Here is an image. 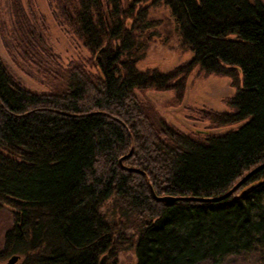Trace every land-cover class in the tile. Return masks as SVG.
Returning a JSON list of instances; mask_svg holds the SVG:
<instances>
[{"label":"trees","instance_id":"obj_1","mask_svg":"<svg viewBox=\"0 0 264 264\" xmlns=\"http://www.w3.org/2000/svg\"><path fill=\"white\" fill-rule=\"evenodd\" d=\"M53 1L90 56L49 70L64 86L44 92L0 56V207L15 221L0 263L122 264L131 251L129 264H221L264 251V0ZM159 5L192 53L167 72L138 67ZM22 6L12 0L6 50L46 71L52 53ZM196 69L230 79L235 93L230 111L191 113L212 129L238 128L185 133L141 100L174 92L182 105Z\"/></svg>","mask_w":264,"mask_h":264},{"label":"rangeland","instance_id":"obj_2","mask_svg":"<svg viewBox=\"0 0 264 264\" xmlns=\"http://www.w3.org/2000/svg\"><path fill=\"white\" fill-rule=\"evenodd\" d=\"M20 1L32 27L44 37L45 44L52 53L47 54L44 56L46 59H43L46 62L43 65L47 70L40 72L34 64L22 59L18 51L6 50V42L9 45L13 43L15 29L12 0H0V56L8 71L28 89L44 92L56 87L62 88L64 80L60 78L54 80L51 76L52 70H58V67L67 68L70 63L86 60L90 55L70 30L57 19L53 0ZM149 19L159 24L147 30L141 37L147 48L141 53L144 58L138 65L139 69L159 68L167 72L189 61L192 53L181 47L178 26L170 11L161 5L152 7L149 11ZM186 83V97L184 103L178 107L174 106V92L147 91L139 95L142 101L153 105L162 117L185 133L221 135L240 126L237 124L234 127L212 129L208 121L195 118L196 115L190 111L191 107L215 112L230 111L226 101L235 93L230 79L206 76L204 72L196 69ZM14 222L13 211L10 208L0 207V251L3 248L4 235L13 227ZM129 255L122 264L132 262L131 251ZM221 264H264V251L224 258Z\"/></svg>","mask_w":264,"mask_h":264},{"label":"water","instance_id":"obj_3","mask_svg":"<svg viewBox=\"0 0 264 264\" xmlns=\"http://www.w3.org/2000/svg\"><path fill=\"white\" fill-rule=\"evenodd\" d=\"M242 182H240L236 187H238ZM232 192V191H231ZM229 192L227 195L221 197V198H216V199H206L205 201H218V200H221V199H224L226 198L228 195H230ZM154 197L156 199H158V201H162V202H165L167 203L168 205H172L178 198H173V197H167V196H164V197H158L155 193H153ZM20 259L21 257L18 256V255H14L12 256L5 264H18L20 262Z\"/></svg>","mask_w":264,"mask_h":264}]
</instances>
